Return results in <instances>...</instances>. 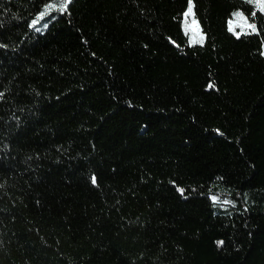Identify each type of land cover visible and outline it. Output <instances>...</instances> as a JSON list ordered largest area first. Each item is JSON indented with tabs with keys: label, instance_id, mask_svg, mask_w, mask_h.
Returning a JSON list of instances; mask_svg holds the SVG:
<instances>
[{
	"label": "trees",
	"instance_id": "obj_1",
	"mask_svg": "<svg viewBox=\"0 0 264 264\" xmlns=\"http://www.w3.org/2000/svg\"><path fill=\"white\" fill-rule=\"evenodd\" d=\"M59 4L0 0V264H264V11Z\"/></svg>",
	"mask_w": 264,
	"mask_h": 264
},
{
	"label": "rangeland",
	"instance_id": "obj_2",
	"mask_svg": "<svg viewBox=\"0 0 264 264\" xmlns=\"http://www.w3.org/2000/svg\"><path fill=\"white\" fill-rule=\"evenodd\" d=\"M254 4L256 5L257 8H259L256 3H254ZM188 10L189 9H187L186 12ZM185 13L183 14V21H184V26H185L186 30L188 31L190 41L192 43L200 42L202 40V33H201V30H200L197 22L193 19L192 12L187 16H185ZM234 14L232 15V17L229 20L230 28L237 34H239L240 32H243V31H248L251 26L248 23V21L246 20L245 16L242 13H241L242 17H237Z\"/></svg>",
	"mask_w": 264,
	"mask_h": 264
},
{
	"label": "snow or ice",
	"instance_id": "obj_3",
	"mask_svg": "<svg viewBox=\"0 0 264 264\" xmlns=\"http://www.w3.org/2000/svg\"><path fill=\"white\" fill-rule=\"evenodd\" d=\"M249 3H256L257 6L259 7L260 11H264V0H248ZM71 3V0H60V4H59V8L58 11L60 12H64L67 10L68 5ZM191 3V0H190ZM53 7V5H49L46 7L45 11L42 12L40 15L41 17L47 15L48 11L51 10V8ZM191 13V7L189 8V10L185 13V16L189 15ZM234 15H236L237 17H242V14L237 12ZM253 15H255V13H253ZM36 21H33V24H35ZM253 30H255V26H252ZM231 30V29H230ZM239 35V34H237ZM211 87V85H210ZM95 178L93 179V183H95ZM223 242H218V244H221Z\"/></svg>",
	"mask_w": 264,
	"mask_h": 264
}]
</instances>
